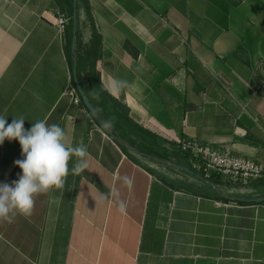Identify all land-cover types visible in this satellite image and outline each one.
Masks as SVG:
<instances>
[{
	"label": "crops",
	"instance_id": "0c3cea01",
	"mask_svg": "<svg viewBox=\"0 0 264 264\" xmlns=\"http://www.w3.org/2000/svg\"><path fill=\"white\" fill-rule=\"evenodd\" d=\"M87 3L101 37V86L129 82L119 95L106 92L166 153L139 154L147 163L127 148L131 160L74 103L55 24L66 15L54 0H0V114L9 124L23 117L26 130L59 124L89 153L88 169L38 196L30 217L0 222V264H264V177L228 192L191 172L175 147L195 138L264 163V0ZM78 13L88 45L92 27L82 6ZM22 158L18 141L0 145V183L19 178Z\"/></svg>",
	"mask_w": 264,
	"mask_h": 264
},
{
	"label": "clouds",
	"instance_id": "9594fccd",
	"mask_svg": "<svg viewBox=\"0 0 264 264\" xmlns=\"http://www.w3.org/2000/svg\"><path fill=\"white\" fill-rule=\"evenodd\" d=\"M128 87L127 80L112 78L106 83L102 81V88L113 96ZM97 111L94 110L93 115ZM7 117L0 114V145L6 139L18 141L23 157L15 161L21 169L19 178L11 184L0 183V222L12 223L17 215L30 217L33 214L38 196L63 189L69 174L85 172L89 167V153L83 141L74 145L68 132L59 124L49 125L46 120H37L26 130L23 117H14L10 124ZM99 126L102 131L110 133L114 129V118L102 119ZM121 181L123 186L132 189V178L123 176ZM107 195L117 196L116 193L102 194L101 199ZM117 203L118 212L125 214V202L117 199Z\"/></svg>",
	"mask_w": 264,
	"mask_h": 264
},
{
	"label": "trees",
	"instance_id": "16d2710c",
	"mask_svg": "<svg viewBox=\"0 0 264 264\" xmlns=\"http://www.w3.org/2000/svg\"><path fill=\"white\" fill-rule=\"evenodd\" d=\"M59 12L64 13L67 16V24L64 26V40H65V54L70 71L73 65V56L76 55V71L79 83L89 98L90 102L94 106L96 115H91L88 110L84 107L81 98L77 94L75 89L73 79H71V84L75 89L78 96L79 105H81L94 123L100 128V121L102 119L114 118V129L110 133H106L110 136L113 141L118 145L121 151L127 155L131 160L138 162L128 151L127 148H131L134 152L138 154H143L153 159H163V154L166 150L159 147L156 143V137L148 131L143 130L137 124H135L128 117V109L119 103L116 99L111 97L101 86L99 81V75L96 70V61L99 57L101 48V37L97 32L94 21L90 12L87 0H75V8L77 14V28L75 34V49L74 52L71 51V41H72V11H73V1L74 0H54ZM84 8L87 20L92 27V38L88 45H83L80 39V32L78 29V16L79 8ZM86 57L88 61V70L86 73L82 74L81 71V60ZM99 96V99L96 96ZM127 127V130H126ZM101 129V128H100ZM191 172H195L194 170ZM223 200H228L227 197L218 196Z\"/></svg>",
	"mask_w": 264,
	"mask_h": 264
},
{
	"label": "built area",
	"instance_id": "2783aa9c",
	"mask_svg": "<svg viewBox=\"0 0 264 264\" xmlns=\"http://www.w3.org/2000/svg\"><path fill=\"white\" fill-rule=\"evenodd\" d=\"M63 32L67 18L60 14L55 22ZM74 92V103L78 97ZM176 150L186 156L192 170L203 179L216 178L228 192L243 191L251 180L264 177V163L236 155L229 145H213L195 138L178 140Z\"/></svg>",
	"mask_w": 264,
	"mask_h": 264
},
{
	"label": "water",
	"instance_id": "95a60500",
	"mask_svg": "<svg viewBox=\"0 0 264 264\" xmlns=\"http://www.w3.org/2000/svg\"><path fill=\"white\" fill-rule=\"evenodd\" d=\"M75 0L73 1V11H72V41H71V51L74 52L75 49V34H76V28H77V14H76V8H75ZM72 79H73V83L75 86V89L77 91V94L79 95V97L81 98V101L84 105V107L88 110V112L93 115V111L94 106L92 105V103L90 102L89 98L87 97V95L85 94V92L83 91L78 77H77V71H76V56H73V65H72ZM96 115V114H95Z\"/></svg>",
	"mask_w": 264,
	"mask_h": 264
},
{
	"label": "rangeland",
	"instance_id": "374dc122",
	"mask_svg": "<svg viewBox=\"0 0 264 264\" xmlns=\"http://www.w3.org/2000/svg\"><path fill=\"white\" fill-rule=\"evenodd\" d=\"M126 130H127V127H126ZM129 149L132 151L133 155L136 156V157H138L140 160L145 161L147 163L149 162L146 158L140 156L138 153L134 152L131 148H129Z\"/></svg>",
	"mask_w": 264,
	"mask_h": 264
}]
</instances>
